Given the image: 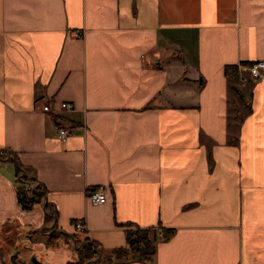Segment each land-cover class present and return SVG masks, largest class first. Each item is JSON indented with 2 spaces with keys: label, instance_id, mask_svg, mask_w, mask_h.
<instances>
[{
  "label": "crops",
  "instance_id": "crops-1",
  "mask_svg": "<svg viewBox=\"0 0 264 264\" xmlns=\"http://www.w3.org/2000/svg\"><path fill=\"white\" fill-rule=\"evenodd\" d=\"M245 62H264V0H0V149L44 189L25 209L0 161V264L86 241L87 264H148L114 256L137 227L173 230L151 264H264V70Z\"/></svg>",
  "mask_w": 264,
  "mask_h": 264
},
{
  "label": "trees",
  "instance_id": "trees-1",
  "mask_svg": "<svg viewBox=\"0 0 264 264\" xmlns=\"http://www.w3.org/2000/svg\"><path fill=\"white\" fill-rule=\"evenodd\" d=\"M252 63L245 62L243 65H249ZM238 66L226 68V73L234 72L237 74ZM7 160L13 162L16 167V177L19 182L25 183L24 188L19 189L20 203L25 209H31L36 203L42 201L44 196V189L40 185H36L33 179L28 178L27 171L23 169L20 162L17 161L13 153L8 150L0 149V161ZM27 184H31L32 188L27 190ZM50 217H53L52 215ZM136 231L129 230L127 232V243L126 248H119L114 251L115 259L126 260L130 257L131 252H134L136 256L148 264L153 261V255L155 253V244L158 240V235L163 238H168L172 233V229L159 228H136ZM58 234L52 233L50 237L56 238ZM80 244L79 241L76 242ZM77 260H73L68 264H87V262L97 255V249L93 242H83L77 249Z\"/></svg>",
  "mask_w": 264,
  "mask_h": 264
},
{
  "label": "built area",
  "instance_id": "built-area-1",
  "mask_svg": "<svg viewBox=\"0 0 264 264\" xmlns=\"http://www.w3.org/2000/svg\"><path fill=\"white\" fill-rule=\"evenodd\" d=\"M82 32H77V36H82ZM239 68L247 72L250 78L256 80L263 76L264 62H253L249 65H239ZM61 110L73 111L74 105L70 102H62L60 104ZM44 112H54L55 109L48 102L42 106ZM73 134V125L70 123L60 122L57 126V137L60 141H66ZM89 200L94 204H104L107 201V195L103 186H99L88 193ZM75 228L77 230L84 229V223L82 221L75 222Z\"/></svg>",
  "mask_w": 264,
  "mask_h": 264
},
{
  "label": "rangeland",
  "instance_id": "rangeland-1",
  "mask_svg": "<svg viewBox=\"0 0 264 264\" xmlns=\"http://www.w3.org/2000/svg\"><path fill=\"white\" fill-rule=\"evenodd\" d=\"M137 229L136 228H134V229H132V231L134 232V231H136ZM40 232H41V230H40ZM40 235H42V234H40ZM41 239H40V237H38V238H35L33 241L32 240H30V239H27V240H25V241H22V246H23V248L27 245V247L28 248H30L32 245L34 246V248H35V252L36 253H39V251L40 250H43L42 248H44L43 246H44V242H41L40 241ZM58 244L60 243V242H57ZM25 245V246H24ZM54 247L52 246L51 248H50V251H54Z\"/></svg>",
  "mask_w": 264,
  "mask_h": 264
},
{
  "label": "water",
  "instance_id": "water-1",
  "mask_svg": "<svg viewBox=\"0 0 264 264\" xmlns=\"http://www.w3.org/2000/svg\"><path fill=\"white\" fill-rule=\"evenodd\" d=\"M28 185H30V184H28ZM16 256V258L18 257V254L16 253L15 255H14V257ZM31 263L32 264H44L43 262H41L35 255H33V256H31Z\"/></svg>",
  "mask_w": 264,
  "mask_h": 264
}]
</instances>
